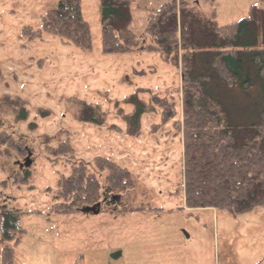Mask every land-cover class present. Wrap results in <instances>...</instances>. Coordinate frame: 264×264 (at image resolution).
<instances>
[{
    "label": "rangeland",
    "instance_id": "374dc122",
    "mask_svg": "<svg viewBox=\"0 0 264 264\" xmlns=\"http://www.w3.org/2000/svg\"><path fill=\"white\" fill-rule=\"evenodd\" d=\"M57 1L0 0V128L25 143L0 159V264L7 243L15 264H264V204L241 213L186 204L180 67L157 50L104 52L100 0H82L92 46L64 42L43 28ZM167 1L133 0L141 40L148 9ZM190 2L219 23L264 4ZM135 94L152 104L138 119ZM64 141L73 153L57 151ZM97 155L127 166L134 185L97 214L57 211L59 179L78 161L104 188ZM4 204L18 217L7 237Z\"/></svg>",
    "mask_w": 264,
    "mask_h": 264
},
{
    "label": "trees",
    "instance_id": "16d2710c",
    "mask_svg": "<svg viewBox=\"0 0 264 264\" xmlns=\"http://www.w3.org/2000/svg\"><path fill=\"white\" fill-rule=\"evenodd\" d=\"M100 9L104 52H126L136 47L157 50L180 67L182 122L178 128L183 136L187 206L241 213L264 204V4H252L247 15L219 23L215 10L206 15L190 0H169L148 9L142 33L145 40L131 27L133 0H100ZM43 28L64 42L92 46L82 0H58L43 14ZM129 98L136 103L130 114L135 119L152 108L136 94ZM24 146L13 132L0 128V159L8 149L25 151ZM56 149L74 151L69 141ZM94 161L106 170L104 188L98 175L88 171L86 162L78 161L69 175L59 179L57 211H81L80 207L98 201L115 204L116 200L103 198L134 185L130 169L111 156L97 155ZM1 207L4 234L11 236L9 226L17 221V214L6 204ZM127 208L115 210L123 213ZM2 259L3 264H15L13 247L8 243Z\"/></svg>",
    "mask_w": 264,
    "mask_h": 264
},
{
    "label": "water",
    "instance_id": "95a60500",
    "mask_svg": "<svg viewBox=\"0 0 264 264\" xmlns=\"http://www.w3.org/2000/svg\"><path fill=\"white\" fill-rule=\"evenodd\" d=\"M111 198L116 200V201H120L121 195L116 194V193H112ZM80 209L83 213H85L88 216H91L93 214H97L101 210V201H98V202L91 204V205L82 206V207H80ZM119 254H120V252H114L112 255L114 257H117Z\"/></svg>",
    "mask_w": 264,
    "mask_h": 264
},
{
    "label": "flooded vegetation",
    "instance_id": "af4514ba",
    "mask_svg": "<svg viewBox=\"0 0 264 264\" xmlns=\"http://www.w3.org/2000/svg\"><path fill=\"white\" fill-rule=\"evenodd\" d=\"M103 199H104L105 201H111V200H112V198H111V193H110L108 196H105Z\"/></svg>",
    "mask_w": 264,
    "mask_h": 264
}]
</instances>
